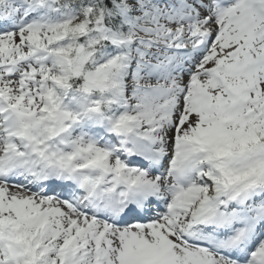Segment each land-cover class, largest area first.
<instances>
[{"label": "snow or ice", "instance_id": "obj_1", "mask_svg": "<svg viewBox=\"0 0 264 264\" xmlns=\"http://www.w3.org/2000/svg\"><path fill=\"white\" fill-rule=\"evenodd\" d=\"M0 264H264V0H0Z\"/></svg>", "mask_w": 264, "mask_h": 264}]
</instances>
